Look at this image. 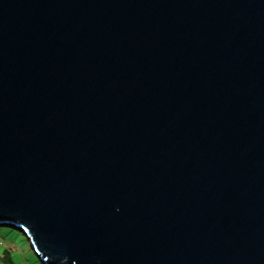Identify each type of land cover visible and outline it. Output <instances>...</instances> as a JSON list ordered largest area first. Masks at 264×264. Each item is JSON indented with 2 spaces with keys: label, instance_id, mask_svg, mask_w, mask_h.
<instances>
[{
  "label": "water",
  "instance_id": "95a60500",
  "mask_svg": "<svg viewBox=\"0 0 264 264\" xmlns=\"http://www.w3.org/2000/svg\"><path fill=\"white\" fill-rule=\"evenodd\" d=\"M0 226L43 264H264V0H0Z\"/></svg>",
  "mask_w": 264,
  "mask_h": 264
},
{
  "label": "rangeland",
  "instance_id": "374dc122",
  "mask_svg": "<svg viewBox=\"0 0 264 264\" xmlns=\"http://www.w3.org/2000/svg\"><path fill=\"white\" fill-rule=\"evenodd\" d=\"M7 251L14 264H43L25 235L17 229L0 226V255Z\"/></svg>",
  "mask_w": 264,
  "mask_h": 264
},
{
  "label": "trees",
  "instance_id": "16d2710c",
  "mask_svg": "<svg viewBox=\"0 0 264 264\" xmlns=\"http://www.w3.org/2000/svg\"><path fill=\"white\" fill-rule=\"evenodd\" d=\"M0 261H2L3 264H13L10 260L8 252L4 251L2 256H0Z\"/></svg>",
  "mask_w": 264,
  "mask_h": 264
},
{
  "label": "crops",
  "instance_id": "0c3cea01",
  "mask_svg": "<svg viewBox=\"0 0 264 264\" xmlns=\"http://www.w3.org/2000/svg\"><path fill=\"white\" fill-rule=\"evenodd\" d=\"M7 252V251H6ZM2 256V255H0ZM11 262L13 263L14 261L12 260V258H10ZM0 264H3L2 261H0ZM14 264V263H13Z\"/></svg>",
  "mask_w": 264,
  "mask_h": 264
}]
</instances>
